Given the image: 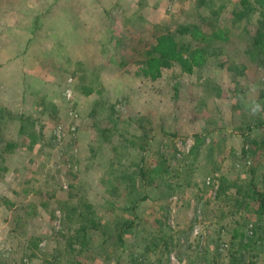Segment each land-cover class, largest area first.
I'll return each mask as SVG.
<instances>
[{"label": "rangeland", "instance_id": "374dc122", "mask_svg": "<svg viewBox=\"0 0 264 264\" xmlns=\"http://www.w3.org/2000/svg\"><path fill=\"white\" fill-rule=\"evenodd\" d=\"M9 2L0 152L16 147L0 173V264H264V238L244 251L230 237L257 218L242 184L264 181L258 13L239 19L240 0ZM191 22L228 39L194 42L207 59L192 72L143 76L156 37ZM162 162V179L141 178ZM80 201L87 219L67 218Z\"/></svg>", "mask_w": 264, "mask_h": 264}, {"label": "trees", "instance_id": "16d2710c", "mask_svg": "<svg viewBox=\"0 0 264 264\" xmlns=\"http://www.w3.org/2000/svg\"><path fill=\"white\" fill-rule=\"evenodd\" d=\"M240 4L242 9L239 14L236 13L239 19L244 14L248 16L250 12L258 13L253 38L249 46V56L253 61L261 62L264 58V0H240ZM226 32H228V28H216L210 33H206L197 23L179 24L174 31H168L156 37L151 51L141 64L140 71L143 76L152 80L160 76L163 68H169L174 64H177L181 70L187 73L192 72L194 68L202 66L207 59V52L204 46L215 39L227 40ZM180 37H188V41H180ZM194 42L201 43L204 46L193 45ZM260 125H264V122L256 124L255 127ZM250 128L252 126L248 130ZM35 141V135L31 134V144ZM15 147L16 143L13 140H8L4 143L3 150L0 152V173L7 170L3 154L12 152ZM194 148L195 146H193ZM166 171L167 169L162 162L161 165L157 164L148 168H140L139 174L143 180L146 176L148 181H152L156 177L162 179ZM242 189L244 193L240 195V198H242L241 202L247 205L248 199L253 201L257 218L252 224L250 234H247L245 229L246 222H235L230 230V237L238 242L240 248L246 251V249L253 248L255 244L260 243L262 238H264V181L262 186H258L253 178H249L242 184ZM90 208L91 204L80 201L78 205L72 206L67 211L66 217L71 218L77 215L87 219L85 213L90 211ZM15 217L18 221L19 216ZM129 227L130 225L122 226V229Z\"/></svg>", "mask_w": 264, "mask_h": 264}, {"label": "crops", "instance_id": "0c3cea01", "mask_svg": "<svg viewBox=\"0 0 264 264\" xmlns=\"http://www.w3.org/2000/svg\"><path fill=\"white\" fill-rule=\"evenodd\" d=\"M10 0H6L4 3H1L0 4V20H7V21H10L8 19L12 18L11 20H14L16 19V16H14L15 14L14 13H7V14H3L4 10H8V8L6 6H8L10 4L9 2ZM5 6V7H4ZM12 22L11 24H7V25H3L1 28V32H0V35H7V36H10V35H17L16 33V24L15 22ZM1 51V50H0ZM9 53V51H8ZM9 56V55H8ZM7 56V57H8ZM8 60H6L7 62ZM9 62V61H8ZM6 67V66H5ZM7 68H9V66H7Z\"/></svg>", "mask_w": 264, "mask_h": 264}, {"label": "clouds", "instance_id": "9594fccd", "mask_svg": "<svg viewBox=\"0 0 264 264\" xmlns=\"http://www.w3.org/2000/svg\"><path fill=\"white\" fill-rule=\"evenodd\" d=\"M261 111V105L259 103H252L250 105V112L255 115Z\"/></svg>", "mask_w": 264, "mask_h": 264}]
</instances>
